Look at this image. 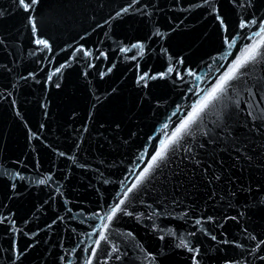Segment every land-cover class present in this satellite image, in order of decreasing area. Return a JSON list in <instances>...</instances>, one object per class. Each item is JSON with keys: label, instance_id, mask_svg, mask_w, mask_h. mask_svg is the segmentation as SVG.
<instances>
[{"label": "water", "instance_id": "95a60500", "mask_svg": "<svg viewBox=\"0 0 264 264\" xmlns=\"http://www.w3.org/2000/svg\"><path fill=\"white\" fill-rule=\"evenodd\" d=\"M25 2L0 0V264H264V55L137 184L264 0Z\"/></svg>", "mask_w": 264, "mask_h": 264}, {"label": "snow or ice", "instance_id": "6c2138e0", "mask_svg": "<svg viewBox=\"0 0 264 264\" xmlns=\"http://www.w3.org/2000/svg\"><path fill=\"white\" fill-rule=\"evenodd\" d=\"M20 4H23L25 9H29L31 7L30 4L26 3L25 0H18ZM36 0H32V4H35ZM258 35H264V27L260 29V33ZM251 38V37H249ZM37 44H44L45 47H47L45 41L43 40H37ZM232 46V43H229L228 47L230 48ZM264 47V39H261L258 43L253 44L250 47H246L244 49V54L241 56L240 59L236 60L234 64L230 66V68L223 73L219 77V83H217L214 87H212L211 91L201 100V102L196 105V107L192 110L191 115L187 116L186 119H184L179 127L175 130V132L172 134L171 139L165 143L158 152L151 158L152 163L148 165L147 169L145 170V176H141L137 184L142 182L148 172L151 170V168L159 161L165 159V154L167 150L177 144L181 139H183L184 135L186 133H189L191 130L192 125L196 124L197 121L201 118L202 114L216 101H219L227 94L229 85L232 83V81L236 80L242 71L247 68L249 64L254 63L258 57L261 55H264L261 53L260 49ZM171 71V69H169ZM199 79V77H197ZM167 127V125L165 126ZM43 182V181H41ZM135 186V185H134ZM123 200H120L118 204H122ZM124 211L121 207L117 206L116 208L112 209L110 213L106 214V220L111 221L118 212ZM130 214V213H127ZM105 218H101L102 222ZM107 226V225H105ZM100 239H106L105 236L101 235ZM89 264L91 262L89 261Z\"/></svg>", "mask_w": 264, "mask_h": 264}]
</instances>
